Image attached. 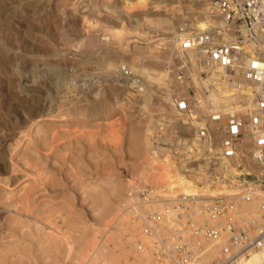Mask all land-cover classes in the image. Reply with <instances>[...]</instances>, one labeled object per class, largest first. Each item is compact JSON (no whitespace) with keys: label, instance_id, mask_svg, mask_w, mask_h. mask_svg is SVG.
I'll list each match as a JSON object with an SVG mask.
<instances>
[{"label":"bare ground","instance_id":"1","mask_svg":"<svg viewBox=\"0 0 264 264\" xmlns=\"http://www.w3.org/2000/svg\"><path fill=\"white\" fill-rule=\"evenodd\" d=\"M68 2H69V0H59L56 4L57 11H59V9H58L59 7H62L61 13L64 14L63 9L65 11L64 6ZM167 2H168V4H167ZM114 3H116L120 6L119 11H113L112 10L113 8H115V6L113 5ZM88 4H91L93 6V10L91 9L92 10L91 12H89L88 14H85V11L83 8H87ZM161 4L167 5V7H162L163 8L162 9L163 14H161V12L159 13V11L156 13L153 11V13H155V14H152L153 18L151 20L148 18L145 19V17H144V21L142 23L138 24L139 27H142V29L140 28L142 30V32H141V34L138 35L139 37H142V40L147 41L148 39H150L149 33H150L151 29L154 32H159L161 34L160 36H162L160 38V41H162V42H160L159 44L157 43L156 45L152 46L154 49V51H152V53L143 54V52H142L143 58H147L150 61V62L148 61L150 64H148L147 67H142V69L140 70V69H137L135 66H133V64L128 63L129 61L126 62L124 60L123 61L121 60L120 62H118L116 64L112 61L107 60L105 72L107 71V74L110 76L112 74L117 75V77H115L116 78L115 81L116 80L118 81L120 77H123L124 69H126V67H128L131 70L132 76H135L136 78L139 79V83H138L136 90L134 92H136V94H138V95L135 94L136 99H137V101L142 102L141 108H144V109L147 106H150L149 103L152 102L151 97H152V95L154 96V93H152L153 88H151L150 83L155 84L157 82V85H160V87L161 86L163 87L162 89H160L161 94L163 92V94L165 96H167V94L169 92L171 93V95L169 97H167L168 98L167 100L168 101L170 100V101H169V103L167 102L168 104L165 103V104H167L166 105L167 107L165 108V110L167 111V115L171 118L170 120L173 119L174 123L170 122L173 124H175L177 122L181 123V120H183V122H185V120H186L187 123L193 125L194 127L198 126L194 117H191L189 119H181L175 110V98L177 97L176 94H180V93L184 92V90L190 85L195 87V93H196L195 98H196V100H198V102L195 103V105H197V107H199L197 109V115H200V113L207 115L206 113H208V115L211 116L212 114H215L217 112H225V111L230 110V109H236L240 112H243L244 114L249 113L248 111L251 108V102H250L251 97H252L251 92H252L253 88L251 86H245V85L242 88H239V90H240L239 92L241 94H243L244 96H247L246 99H243L242 102H239L238 101L239 100V98H238L239 94L236 93L233 83L230 84L229 81H227V80H225V78H223V75H222L223 73L218 69V67L211 66L210 64L203 66L202 62H199L196 59L193 51H188V50L187 51H179L177 48L178 37L179 36L183 37V35L179 34V30L178 29L176 30V28H174V30L172 32H170V28L173 26V23L170 21L171 19L169 17H172V14H174V13L177 14L178 12H180L179 7L182 6L181 4H185V5L191 4L190 8L189 9L187 8L186 11L184 12V13L188 12L189 14H191V17H193V20H192L193 24L188 23L186 25L187 31H194L196 33L197 32L198 33L204 32V30L206 31L207 30L206 28H208V24L213 23L215 17H212L211 15H209L210 16V18H209V16H208L209 13L207 12L208 10L204 4H202L196 0H79L76 4H72V6H70V7H71V11H73L74 13L78 12L79 22L81 24L80 31L83 32V34L86 36V39H87L86 40L87 44L84 47H86V48L90 47V46L93 47L94 45L102 47L104 45H107L108 47H110V46L111 47H110V50H107V51L105 50L106 53H110V52L114 53V49H115L114 46L115 45L117 48L119 47L118 49H120L121 47H124L123 45L128 40V37H129L128 35L130 33V30H131L123 22V19H121L120 14L122 13L123 16H124V14L128 16V15H130L131 11L135 8H139L140 10L145 12V11H147V7H149L150 5L153 6V8L160 10ZM80 5H81V7H80ZM82 9H83V11H82ZM102 9L109 13L108 14L109 17H112L113 19L117 20V21L113 20L115 26L111 25L110 27L109 26L106 27L105 25H103L105 28L100 27V26H99V28H97L98 25H96V24H98L99 21H97V17L95 18V16H96L95 12H96V10L100 11ZM60 10H61V8H60ZM89 11H90V9H89ZM216 24L217 23H215L214 25H216ZM92 29L94 32H97V33H98L97 30H103L104 31V33H101L102 36L97 35V37H99L98 39L100 40V41L97 40V44L94 43L95 38H94V34H92L93 32H91ZM105 29H107V30H105ZM97 33H95V34H97ZM163 35H166V36H163ZM186 36H189V35H186ZM233 36H234V33L229 34V33L224 32L223 37L221 39H214V40L216 41V43L221 44V43H224L225 41H229V39L233 38ZM167 38H169V40L166 41ZM95 41H96V39H95ZM101 41H103V42L105 41V43H103V42L100 43ZM93 43H94V45H93ZM252 45L253 44L249 42V43H246L244 47L246 50L249 51V50H251V48H253ZM8 47H9V45H8ZM174 49H177V53L179 54L180 58L185 59V60H187V63H190L187 65L188 67L190 66L189 68L192 71V73H190V75H191L190 81H185V82L180 83L176 79L174 80V76L171 73L170 68H169V66L171 64L170 58L173 55ZM86 51H85V53H86ZM98 51H97V53H98ZM138 51H139V49L136 48V46H134V50L132 51V53H135ZM90 52H92V51L90 50ZM127 52H131V51H127ZM129 55L132 56V54H130V53H129ZM133 55H135V54H133ZM135 56H138V55H135ZM136 59L138 61H140V58H136ZM85 62H87V61L85 60ZM55 63H52V64L57 65V68L48 67V68L38 69V66H37L36 69L31 68L28 72H24V69H22V67L21 68L16 67L17 69H14L12 66H10V68H6L8 70H4V72L1 73V75H0V172L4 171L6 174H8L10 172V171L8 172L9 166L6 167L8 164L5 165L7 160L5 162V159L3 156V153L6 151H4V150H3L4 152L1 151V148L4 146L3 145L4 142H6L8 139L6 136L7 131H10V130L13 131L16 128L18 130L25 128L28 131L30 129L31 125L33 126V124L37 118L43 117V116L44 117L49 116L50 112H54L56 110V107L59 106V105L56 106L57 100L54 101L53 97H49V92H51L50 90L54 89V91L58 90V92L60 93L59 89L61 87H64L65 77L67 75L65 76L64 73H62V70H65V69H60V64H58V63L55 64ZM61 66H63V65H61ZM93 68H95V67H93ZM153 70L156 71L155 74L157 72H159L160 75H162L163 79L162 80H155V79L151 78L150 77L151 73H149V72L153 71ZM201 70H203L205 72L206 77L201 78L199 76V72ZM67 77H69V76H67ZM193 82H194V84H197V86L194 85ZM237 82H238V80L234 81L235 84ZM169 85H171V89L169 88ZM141 86H142V88H141ZM69 89H70V87H68L66 90V93H63V94L64 95L68 94ZM111 91H112V88H111ZM55 92H57V91H55ZM124 92L130 93L129 89H127V88L124 89ZM109 93H110V91H109ZM111 94H112V92H111ZM186 97L190 100V98L188 96H186ZM116 98L117 97H115V99ZM73 102H74V100H73ZM101 103L102 102H100V104ZM57 104H61V103L58 101ZM76 104H78V103H75V105ZM105 104H107V103H105ZM73 106L74 105H72V106L70 105V107H73ZM103 106H104V103H103L102 107ZM106 106H108V105H106ZM77 107H78V105H77ZM77 107L70 108L68 111L69 112L73 111L72 113H74L77 110L79 111V109ZM97 108L98 107H96V109ZM85 109H86V107H85ZM85 109H83L84 110L83 112H85ZM103 110H104V108H103ZM163 110H164V108H163ZM98 111H100V110H98ZM112 111H114V108L110 106L108 109V113L110 114V113H112ZM65 112H66V110H65ZM78 113L81 116L80 111ZM148 115H150V114H148ZM162 118L163 117L161 114V117H158V120L159 119L162 120ZM164 118H166V117H164ZM164 118H163V121H160V122L165 123L166 121L164 120ZM167 119H169V118H167ZM150 122H151V124H150ZM110 127H111V125H110ZM154 127L155 126H153L152 121L148 120V121H145V124L143 125L142 129L140 127H136L131 134L132 146L136 152V159L138 160L137 161L138 163H137L136 169H135L136 176L134 178L129 179L126 186L122 185L123 187H120L119 185L121 183L118 184V188L114 187L115 184L112 185V182H108V183L105 182L107 186L102 187V192H103L102 194H104L103 197H100L98 195L100 193H98V192L95 193L93 191H90V193H88L89 194L88 198L91 199V201H92L91 203L99 205L100 211H98V212H97V210H96V212L94 211V213L92 215L93 219L91 221H89L90 223L88 225L86 224V222L85 223L81 222L83 232L79 233L78 237L75 238V237H72L71 235L64 234L63 238L66 241L64 243V249H63L62 253L59 252L60 255L62 254L61 259L55 258L52 260V258L50 256L51 254H55L53 252L55 250H57L56 244L54 246L49 245L47 248L42 249V252L40 253L39 256L46 262L45 264H118L121 260L124 262V264H154V261H156V258L154 256H152V254L148 250L149 245H152L153 236H152V234L148 235V234H145L143 232V228H144L143 221H144V218H146L148 212H159V213L162 212V209L164 208V204H162L160 202L159 198L165 199L166 202L169 203V208L172 211L170 214L173 215L174 212H173V208L171 207V204L177 203V200L179 199V196H181V195L182 196H190V195L200 196V195H204V194L210 195V196L222 195V196H231L229 198V199H231L233 197L232 195L237 194L239 192L240 184L238 182L237 177H235V174H237L238 170L234 169L233 166H231V168H229V166L231 165V164L229 165V162H225V164L229 165V166H227L224 169L222 168V170L220 171V174L222 177L221 180H216L214 177H209V175L206 174L205 168H204L206 162H197L198 165H197L196 172H193L191 174L189 173L190 171L188 170V163L196 161L202 157L203 158L206 157V156L204 157L206 147L204 146V144L202 143V140L197 135L196 130L190 129L189 126L187 125L186 128L188 131V135L186 134L187 136H184V137H182V135H181V139L179 141H177L176 147L174 148V150L176 152L172 153V150L169 149L170 147L160 146L159 144L154 143L159 138L157 136V134H155V131L153 130L156 128V127L155 128ZM25 129H24V131H25ZM55 131L57 132V130H55ZM14 132L15 131H13V133ZM41 132L47 134V136H45L43 134L44 137L40 140L39 143H37V138H35V137L32 138L30 136L28 137L30 139V140L28 139L29 143H31V145H33L34 148H36L38 153H40L43 150L42 148L47 146V144H48V146L46 147L47 150L45 149L46 152H48L52 148L57 147L56 149H58L60 147L58 145L55 147L52 146V144H55V143L57 144L59 142L58 140H57L58 142L54 141V137L57 136L56 133L53 134L52 130H51V132H47L43 129V127L38 128V133H41ZM68 132L70 133V131H68ZM76 133L77 132L75 131V133H72V135H74V134L76 135ZM27 134H28V132H26V135ZM168 134H170V133H168ZM168 134L166 135L167 138H169ZM10 136H12V135H10ZM67 137H69V136H67ZM67 137H65V138H67ZM71 137H73V136H71ZM68 140H69V138H68ZM110 140H112V139H110ZM70 141H72V138L70 139ZM73 141H74V139H73ZM167 142L170 143L171 145H173V143H174V142L171 143L169 141H167ZM8 143H10V142H8ZM29 143L25 145L26 148H24V149L28 150L27 145H29ZM88 143H89V141H88ZM70 144H73V142ZM17 146H18V144H17ZM71 148H73V147H71ZM80 148H82V147H80ZM15 149H17V148H15ZM36 150L34 149V151H36ZM57 151H58L57 153H61V151L59 149ZM46 152H44V153H46ZM66 152H67V149H66ZM27 153H28V151H27ZM41 154L42 153H40V156H41ZM62 154H64V153H61V155ZM45 155H47V154H45ZM67 155L69 156V154H67ZM81 155H83V154L81 153ZM73 156H74V154H73ZM48 158H46V159H48ZM62 158H63V156H62ZM62 158H61V160H62ZM75 158H76V156H75ZM24 159L26 160L25 155H24ZM24 159H22V160H24ZM37 159H38V156H37ZM46 159H44V160H46ZM68 159H71V158H68ZM65 160H66V158H65ZM32 162H33V160H32ZM80 162L82 163L81 160H80ZM39 163L42 164L41 161ZM25 164H26V162H25ZM34 164H36V163H34ZM34 164L32 165L33 167L35 166ZM45 164H47V162H45ZM36 165L38 166L39 164H36ZM59 165H61V164H59ZM77 166H78V164H77ZM34 168L37 169V167H34ZM59 168H60V166H59ZM14 169H16V167ZM54 169H56V168H54ZM12 170H13V167H12ZM25 170H27V169H25ZM69 170H70V168H69ZM72 170H73V168H72ZM39 171H41V169ZM49 171H46V172H49ZM79 171L81 173V170H79ZM187 171H189V172L186 173ZM198 171H200L202 173L201 176L197 175ZM46 172H44V173H46ZM31 173L34 174V172H31ZM0 174H2V173H0ZM36 174H38V170H37ZM61 174L62 173H60V175ZM44 175L48 176L47 173ZM83 175H84V173H83ZM40 177L42 178V175ZM7 178L8 177H6L4 179V178L0 177V184L8 185L9 180H11V182L14 180V178L10 177V175H9V179H7ZM46 178H44V179H46ZM55 178H56V176L54 174V178H52V180ZM58 180H60V179L58 178ZM66 180H68V179H66ZM62 181H63V179H62ZM84 181L87 182L86 179ZM92 181L93 180H91V182ZM212 181H213V183H212ZM15 182L17 183V181H13V184ZM91 182H89V186H90ZM35 183H36V181H35ZM69 183H70V180H69ZM38 184H41V183L38 182ZM56 184H57V182H56ZM62 185H61V188H62ZM29 186L31 187L32 185L30 184ZM142 186H144V190L141 189ZM40 187L42 188V186H40ZM66 187H68V186H66ZM66 187H64V188H66ZM22 188L24 190V186ZM64 188H62V189L65 191L66 189H64ZM70 188H71V186H70ZM76 188H78V187H76ZM29 189H32V188H28V190ZM78 189H80V188H78ZM78 189H73V190H75V192H77L76 190H78ZM27 191H25V193L28 196ZM53 191H51L50 193H52ZM80 191H81V189H80ZM142 191H144L143 195H146L145 199H142V197L140 195ZM11 192H13V191H11ZM32 192H33V190H32ZM32 192L30 193L29 196H32L31 195ZM44 192H45V190H44ZM48 192H49V190H48ZM54 192H57V191L55 190ZM85 192H86V190H85ZM37 193L39 194L38 190H37ZM18 194H19V192H18ZM18 194H16V196ZM35 194H36V192H35ZM27 196L24 197L23 199H21L23 196H20V200L18 199V201H15V199H13V200L15 201V203L18 202L17 204L23 205L22 203H24L23 207L29 208V202L30 201L28 202V200H30L31 198L30 197L28 198ZM34 197H35V195H34ZM63 197H65V196H63ZM98 197L101 198L100 203L98 201ZM12 198H14V197H12ZM7 200H10V199H8V197H7ZM13 200H10L11 204H12ZM37 200H34L33 202H35V201L38 202ZM68 200H70V199H68ZM3 201H4V199H3ZM4 202H6V201H4ZM43 202H45V201H43ZM63 202L65 203V201H62V203ZM69 202L70 201H68V203ZM48 203H49V201H48ZM91 203L89 205H91ZM11 204L10 203L7 204L6 205L7 208H9L8 206H10ZM69 204H71V202ZM69 204L67 206H69ZM100 204H102V205H100ZM2 205L3 204H1V206ZM64 205H66V204H64ZM33 206H36V205H33ZM46 206H47V204H46ZM59 206L57 205V206H55V208L56 207L59 208ZM5 207H4V209H5ZM99 207H97V208H99ZM32 208H34V207H32ZM60 208H62V207H60ZM253 208H255V206L250 207L249 205H245L244 203H241L239 206V209H238V213L243 215V216H246V215L248 216V215L255 212ZM0 209L2 210V208H0ZM9 209H11V208H9ZM9 209H5V210L8 211ZM14 209H16L15 205H14ZM1 210H0V212H1ZM58 211H60V209ZM21 212L16 211V212H12V214L13 213H19L20 214ZM25 212H26V210H25ZM34 212H35V210H34ZM23 214H25L24 211H23ZM27 215H29V214H27ZM14 216L16 217V214H14ZM37 216L35 217V219L38 218ZM52 217H54V216H51L50 218H52ZM59 217H61V216H59ZM22 218H24V217H21V219ZM4 219H6V218L4 217ZM19 219H20V217H19ZM45 219L48 220V217H46ZM27 220H28V218H27ZM161 220H164L166 223V219H161ZM161 220L157 221L155 223H152V225L155 226L157 232H160L161 234H163L166 239L170 238L174 233H176V230L181 227V225L179 223H176L174 221L173 222L170 221V219H168V217H167L168 223H166V224L164 222H162ZM2 222L3 221H1V216H0V232H1L2 228L6 226L7 229L6 228H4V229H6L9 232L8 237H10V238H13L14 234L18 233L22 228L25 229V227H26V225L22 222H21L22 224H21L20 228H18L17 222H14V221L12 222L10 220L7 222L6 225H4L5 223H2ZM27 222L30 223L29 221H27ZM32 223H30V224H32ZM74 223L76 224V222H74ZM36 224H38V223H36ZM76 226H78V225H76ZM24 229H23V232H24ZM28 229H26V230H28ZM59 232L60 231H58V233ZM69 232H71V231H69ZM0 235L2 236V234H0ZM35 235L36 234H34V236ZM31 236L34 237L33 235H31ZM39 236H37V237H39ZM15 237L18 238L17 236H15ZM16 238H14V239H16ZM137 240H139L143 244V248L139 252H134L132 250L130 244L132 243V241H137ZM17 241L24 242V241H22V239L17 240ZM36 241H38V239H36ZM26 243L27 242H25V244ZM34 248H35V246H34ZM28 249L27 248L24 249V250H26V252L20 254L19 255L20 258L25 256V255L27 256L28 254H30V256H31V253H29L30 251ZM16 253H20V249L18 248L17 244L10 243V244L0 245V264H5L6 260L9 258V256L13 257L12 254H16ZM130 257H132L133 259L129 263L128 261H129ZM34 258H36V256ZM30 259H33V258H30ZM34 261L36 262V259ZM262 263H264V257H262L260 254H255V253L251 254L249 257H246L240 261V264H262Z\"/></svg>","mask_w":264,"mask_h":264},{"label":"rangeland","instance_id":"2","mask_svg":"<svg viewBox=\"0 0 264 264\" xmlns=\"http://www.w3.org/2000/svg\"><path fill=\"white\" fill-rule=\"evenodd\" d=\"M58 1L59 0H0V75H1V73L4 72V70H8L6 68H10V66H12L14 69L22 67V69H24V72H28L31 68L36 69L37 66H38V69L48 68V67L57 68V65L52 64V63L56 62V63L60 64V69H65V70H62V73H64L65 76L66 75L69 76V77H67V76L65 77V85H64V87H61L59 89L60 93L58 92V90H55V91H57V92H55L54 89L50 90L51 92H49V97H53L54 101L57 100L56 106L59 105L62 109L58 106V107H56V110H55L56 112L55 111L50 112L49 116H46V117L43 116V117L37 118L35 120L33 126L31 125V127L28 131L25 128H22L20 130H18L16 128L13 130V131H15L14 133L12 130L7 131L6 136L8 139L6 142H4V144H3L4 146L2 145L3 147L1 148V151L2 152L6 151L3 153L5 162L7 160L5 165L8 164L6 167L9 166L8 172L10 171L9 173L8 172L7 173L10 175V177L14 178L13 181H17V183L15 182L13 184V181L11 182V180H9L8 185L0 184V203L3 204L2 205L3 207L0 204V208H2V210L0 209L1 210V212H0L1 221H3L2 223H5L4 225H6L7 222L10 220L12 222L13 221L17 222L18 228H20L22 223H24L26 225L25 229L22 228L18 233H16L17 235L14 234L13 238L8 237L9 232L6 230L7 229L6 226L2 228V230L0 232V234H2V236L0 235V245L15 243V244H17L18 248L20 249V253L12 254L13 257L9 256V258L6 260L5 264H26V263L27 264H45L46 262L39 255L42 252V249L47 248L49 245L54 246L55 244H56L57 250H55L53 252L55 254H51L50 256H51L52 260L55 258L61 259L62 254L60 255L59 252L62 253V251L64 249V243L66 241L63 238L64 234L71 235L72 237H75V238L78 237V234L83 232L82 231V223L86 222V224L88 225L90 223L89 221H91L93 219L92 215H93L94 211L95 212H96V210H97V212L100 211L99 205L91 203L92 201H91V199L88 198V196H89L88 193H90V191H93L95 193L98 192V193H100L98 195L100 197H103L104 194H102L103 193L102 187L107 186L106 183L112 182V185L115 184L114 187H117V188H118V184L121 183L119 186L123 187V186H126L129 179L134 178L136 176L135 169H136V165L138 163L137 162L138 160L136 159V152L133 149L132 142H131V134H132L133 130L136 127H140L142 129L143 125L145 124V121L151 120L153 123V126L156 127V128L154 127L155 129H153V130L155 131V134H157V129L160 127V125H162V124L163 125L164 124H173L174 123L173 119L170 120L171 118L167 115V111L165 110V108L167 107L166 105L170 101V100L169 101L167 100L168 99L167 97H169L171 95V93L169 92L167 94V96H165L163 94V92L161 94L160 89H162L163 87L162 86L160 87V85H157V82L155 84L150 83L151 88H153L152 93H154V96L152 95L153 98L151 97L152 102L149 103L150 106H147L144 109V108H141L142 102L137 101V99H136V96H135L136 92H132L131 90H129L130 93L124 92L125 87L121 83H119V81H117V80L115 81V79H116L115 77H117V75L112 74L110 76L107 74V71L105 72L107 60L112 61L116 64L118 62H120L121 60L122 61L124 60L126 62L129 61L128 63L133 64V66H135L137 69H140V70L142 69V67H147L148 64H150L149 63L150 61L147 58H143L142 52H143V54L152 53V51H154L152 46L156 45L157 43L159 44L160 42H162V41H160V38L162 36H160L161 34L159 32H154L151 29L150 33H149L150 39H148L147 41L142 40V37L138 36L142 32V30H141L142 27H139L138 24L142 23L144 21V17H145V19L148 18L151 20L153 18L152 14H155L158 11H159V13L161 12V14H163V10H162L163 8L162 7H167V5L161 4L160 10L155 9V8H153V6L150 5L149 7H147V11H145L146 13L143 12L142 10H140L139 8L133 9L131 11L130 15H128V16L125 14L123 16V14L121 13L120 14L121 19H123V22L127 25V27H129V29H131L130 33L128 35L129 36L128 40L123 45L124 47H121L122 49L121 48L118 49L119 47L117 48L115 45L114 46V48H115L114 53L113 52L112 53L111 52L106 53L107 50H110L111 46L108 47L107 45H104L101 47V46L94 45V43L97 44V40H99L98 39L99 37H97V35L102 36L101 33H104L103 30H97L98 31V33H97V32H94L92 29L91 32H93L92 34H94V38L96 39V41H95V39L93 38L94 39V43H93L94 46L93 47H91V46L87 47L88 49L86 47H84L87 44V41H86L87 39H86V36L83 34V32L80 31L81 24L79 22L78 12L74 13L73 11H71V7H70V6H72V4H76L79 0H69V2H68L69 4L67 3L64 6V8H65V11L63 9L64 14L61 13L62 7L58 8L59 11H57V9H56V4ZM167 4H168V2H167ZM113 5L115 6V8L112 9L113 11H119L120 10V6L118 4L114 3ZM181 5L182 6L179 7L180 12H178L177 14L174 13V14H172V17H169L171 19L170 21L173 23V26L170 28V32H172L174 30V28H176V30H177L179 24L184 22V21H188L186 24H188V23L193 24V21H192L193 17H191V14H189L188 12L184 13L187 8L188 9L190 8L191 4L190 5L181 4ZM80 7H81V5H80ZM60 8H61V10H60ZM88 8L90 9V11ZM83 9L85 11V14H88L89 12H91L93 10V6L91 4H88L87 8H83ZM83 9H82V11H83ZM153 11L155 13H153ZM95 13H96L95 18L97 17V21H99L98 24H96V25H98L97 28H99V26L104 27L103 25H105L106 27H108V26L110 27L111 25L115 26L114 21H117V20L113 19L112 17H109V15H108L109 13L107 11H104L102 9L100 11L96 10ZM105 30H107V29H105ZM95 33H97V34H95ZM163 36H166V35H163ZM167 40H169V38H167L166 41ZM102 42L103 41H101L100 43H102ZM103 43H105V41ZM8 45H9V47H8ZM134 46H136V48H138L139 51L132 53V51L134 50ZM90 50L92 52H90ZM126 50L131 51V52H127ZM85 51H86V53H85ZM97 51H98V53H97ZM129 53L132 54L133 57L130 56ZM133 54L138 55V56H135ZM136 58H140V61H138ZM85 60L87 62H85ZM61 65H63V66H61ZM93 67H95V68H93ZM155 72H156L155 70L150 71L149 72V73H151L150 77L155 79V80H162L163 79L162 75H160L159 72H157L155 74ZM193 84H194V82H193ZM194 85L197 86V84H194ZM68 87H70V89L68 91V94H65L66 95L65 96L63 93H66V90ZM111 88H112V91H111ZM169 88L171 89V85H169ZM109 91H110V93H109ZM111 92H112V94H111ZM136 95H138V94H136ZM115 97H117V98L115 99ZM73 100H74V102H73ZM58 101L61 104H57ZM100 102H102L101 103L102 105L104 103L103 107L100 104ZM75 103H78V104L75 105ZM105 103H107V104H105ZM165 103H167V104H165ZM70 105L71 106L74 105L73 107H77V105H78L77 108L79 109L81 116L79 115L78 110L74 112L75 114L72 113L73 111L69 112L68 110L70 108H73V107H70ZM106 105H108V106H106ZM110 106L114 108V111H112V113L109 114L108 109ZM85 107H86V109H85ZM96 107H98V108L96 109ZM103 108H104V110H103ZM163 108H164V110H163ZM83 109H85V112H83L84 111ZM65 110H66V112H65ZM98 110H100L101 112ZM148 114H150V115H148ZM161 114H162L163 118L166 117V118H164V120L166 121L165 123L160 122V121H163V118H162V120H160L161 118L158 120V117H161ZM167 118H169V119H167ZM170 122H173V123H170ZM150 124H151V122H150ZM110 125H111V127H110ZM41 127H43V129L47 132H51V130H52L53 134L56 133L57 136L54 137V141L55 142L59 141V142L57 144L56 143L52 144V146L53 147H55L57 145L60 146L58 149L61 151V153H64V154L61 155V153H57L58 152L57 151L58 149H56L57 147L52 148L48 152H46V150H47L46 147L48 146V144H47V146H45L43 148L41 147L44 151L42 150L40 152V153H42L40 156V153L37 152L36 148H34V146L31 145V143H29L28 137L30 136L32 138H34V137L37 138V143H39L40 140L44 137V135L47 136V134H45V133H42V132L38 133V128H41ZM24 129H25V131H24ZM55 130H57V132ZM68 131H70V133ZM75 131L77 132L76 135L75 134L72 135V133H75ZM26 132H28L29 135L28 134L26 135ZM10 135H12V136H10ZM64 136L65 137L69 136V137L65 138ZM71 136H73V137H71ZM70 137L72 138V141H70V139H71ZM68 138H69V140H68ZM73 139H74V141H73ZM110 139H112V140H110ZM88 141H89V143H88ZM8 142H10V143H8ZM69 142L70 143L73 142V144H70ZM28 143H29V145H27L28 150L24 149V148H26L25 145ZM17 144H18V146H17ZM14 147L17 149H15ZM71 147H73V148H71ZM80 147H82V148H80ZM65 148L67 149V152H66ZM34 149L36 151H34ZM26 150L28 151V153ZM44 152H46V153H44ZM66 153L69 154V156ZM81 153L83 155H81ZM45 154H47V155H45ZM73 154H74V156H73ZM24 155L26 157V160L24 159ZM37 156H38V159H37ZM62 156H63V158H62ZM75 156H76V158H75ZM48 157L49 158L51 157L50 158L51 160ZM46 158H48L49 160ZM61 158L63 161L61 160ZM65 158H66V160H65ZM68 158H71V159H68ZM22 159H24V160H22ZM44 159H46V160H44ZM32 160L34 163L39 164V165L37 166L36 164H34L32 162ZM80 160L82 161V163L80 162ZM40 161L43 165L39 163ZM25 162H26V164H25ZM45 162H47V164H45ZM33 164L35 165L34 167H37V169L32 166ZM59 164H61V165L63 164V165L61 166ZM77 164H78V166H77ZM59 166H60V168H59ZM12 167H13V170H12ZM15 167H16V169H14ZM68 167L70 168V170ZM24 168L27 170H25ZM54 168H56V169H54ZM72 168H73V170H72ZM40 169H41V171H39ZM78 169L81 170V173ZM37 170H38V174H36ZM43 171L44 172L49 171L50 173L46 172L48 175V176H46V175H44L46 173H44ZM31 172H34V174ZM0 173H2V174H0L1 175L0 177H2L4 179L6 177H8L7 179H9V175L6 174L4 171L0 172ZM60 173H62V174L60 175ZM83 173L85 176L83 175ZM54 174H55L56 178L52 180V178H54ZM35 175L36 176L38 175V176L36 177ZM41 175H42V178L40 177ZM197 175L201 176L202 173L200 171H198ZM44 178H46V179H44ZM58 178L60 180H58ZM61 178L63 179V181ZM65 178L68 180H66ZM85 179L87 180V182L84 181ZM69 180H70V183H69ZM91 180H93V181L91 182ZM35 181H36V183H35ZM37 181L41 184H38ZM88 181L91 182L90 186H89ZM56 182H57V184H56ZM30 184L32 185L31 187L29 186ZM61 185H62V188L66 187V186H68V187L64 188V189H66L64 191L61 188ZM23 186H24V190L22 188ZM40 186H42L43 189ZM70 186L72 189L70 188ZM76 187L80 188L81 191H80V189H78ZM28 188H32V189L28 190ZM46 188L49 190V192ZM73 189H78L79 191L76 190L77 192H75V190H73ZM32 190H33V192H32ZM37 190H38L39 194L37 193ZM44 190H45V192H44ZM53 190L54 191L56 190L57 192H54ZM85 190H86V192H85ZM11 191H13V192H11ZM25 191H27L28 196L25 193ZM30 191L32 192V194H31L32 196H29L31 193ZM51 191H53V192L50 193ZM18 192H19V194H18ZM35 192H36V194H35ZM16 194H18V195L16 196ZM34 195H35V197H34ZM20 196H23L21 199H23L26 196L28 198L30 197L32 199V200L31 199L28 200V202L32 201L31 203L29 202V208L23 207L24 203H22L23 205L17 204L18 202L15 203V201H18V199L20 200ZM63 196H65V197H63ZM7 197L10 200L15 199V201L13 200V202L11 204V201L7 200ZM12 197H14V198H12ZM100 197H98L99 203H100V199H101ZM67 198L70 200H68ZM3 199L6 202H4ZM34 200H37L38 202H36V201L33 202ZM43 201H45V202H43ZM48 201L50 204L48 203ZM62 201H65V203L64 202L62 203ZM68 201H70L71 204H69L70 202L68 203ZM88 201L91 203V205H89L90 203ZM9 203L11 205L8 207L11 209L7 208V206H6ZM46 204L49 208L46 206ZM64 204H66V205H64ZM68 204H69V206H67ZM14 205H15L16 209H14ZM33 205H36V206H33ZM57 205L58 206L60 205L59 208L58 207L55 208V206H57ZM100 205H102V204H100ZM4 207H5V209H9V210L6 211L4 209ZM32 207H34V208H32ZM60 207H62V208H60ZM97 207H99V208H97ZM59 209H60V211H58ZM25 210H26V212H25ZM34 210H35V212H34ZM16 211L17 212L22 211V212L20 214L19 213H13L12 214V212H16ZM23 211L25 214H23ZM14 214H16V217L14 216ZM27 214H29V215H27ZM36 216L38 217V218H36L37 220L35 219ZM51 216H54V217L50 218ZM59 216H61V217H59ZM4 217L6 219H4ZM19 217H20V219H19ZM21 217H24V218L26 217V218L21 219ZM46 217H48V220L45 219ZM27 218H28V220H27ZM26 220L29 221L30 223L33 222L34 224L33 223L30 224ZM74 222H76V224ZM36 223H38V224H36ZM76 225H78V226H76ZM4 228H6V229H4ZM23 229H24L25 233L23 232ZM26 229H28V230H26ZM58 231H60V232L58 233ZM69 231H71V232H69ZM34 234H36V235L34 236ZM31 235H33L34 237H32ZM15 236H17L18 238H16ZM37 236H39V237H37ZM14 238H16L17 240L22 239V241H24V242L17 241ZM36 239H38V241H36ZM25 242H27V243L25 244ZM34 246H35V248H34ZM26 248L27 249L29 248L28 250L30 251L29 253H31V256H30V254H28L27 256L24 254L25 256L20 258L19 255L22 253H25L26 250H24V249H26ZM35 256H36V258H34ZM30 258H33V259H30ZM35 259H36V262L34 261Z\"/></svg>","mask_w":264,"mask_h":264},{"label":"built area","instance_id":"3","mask_svg":"<svg viewBox=\"0 0 264 264\" xmlns=\"http://www.w3.org/2000/svg\"><path fill=\"white\" fill-rule=\"evenodd\" d=\"M196 1L205 5L208 16L215 17L214 21L201 33L187 31L188 21L180 23L178 30L183 37H178V50L193 51L203 66L218 67L223 78L233 83L239 102L247 98L239 88L251 86V108L246 114L230 109L211 116L208 113L197 115L195 87L190 85L184 92L176 94L175 110L181 119L194 117L198 126L194 127L186 120L162 124L157 129L159 138L154 143L168 146L175 153L181 135L188 134V125L196 130L206 147V157L188 163L190 172L186 173L196 172L197 162H206V174L221 180L220 171L231 164L229 168L233 166L238 170L235 177L240 184L239 192L231 199V196L222 195H181L177 203L171 204L173 215L169 203L159 198L164 208L160 213L148 212L143 221V232L153 236L148 250L156 258L154 264H240L253 253L264 257V0ZM224 32L234 33L233 38L216 43L214 39H221ZM249 42L253 48L248 51L244 46ZM170 59L169 68L174 80L190 81L192 71L187 66L190 63L179 57L177 49ZM199 76L204 78L206 74L201 70ZM118 81L132 92L139 83L128 67ZM167 141L174 143L171 145ZM141 189L144 190V186ZM143 194L144 191L140 195L145 199ZM241 203L255 206V212L248 216L239 214ZM167 217L181 225L168 239L152 225L161 219L168 223ZM130 245L134 252L143 248L139 240ZM132 259L130 257L128 262ZM118 264L124 262L121 260Z\"/></svg>","mask_w":264,"mask_h":264}]
</instances>
